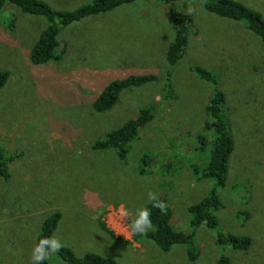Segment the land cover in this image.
Listing matches in <instances>:
<instances>
[{
	"label": "rangeland",
	"instance_id": "1",
	"mask_svg": "<svg viewBox=\"0 0 264 264\" xmlns=\"http://www.w3.org/2000/svg\"><path fill=\"white\" fill-rule=\"evenodd\" d=\"M43 1L70 10L89 0ZM200 1L134 0L59 26L55 57L40 64L30 62L28 53L44 17L9 3L0 8V69L7 71L0 86V148L10 158L9 176L0 178V264H31L40 223L52 212L59 213L53 233L77 256L91 251L118 264H218L222 256L226 264L264 260V49L242 22L208 12ZM237 1L264 17V0ZM189 4L197 11L182 59L170 68L172 92L165 96V49L173 35L169 11L186 12ZM189 65L216 76L233 139L226 180L216 189L218 228L250 238L248 249L235 250L201 225L193 234L197 255L191 261L183 244L161 251L146 236L128 234V221L119 217L122 207L134 216L151 192L164 198L172 227L187 233V206L214 184L189 166L203 165L209 155L205 105L213 91ZM145 73L156 80L123 88L106 110L92 108L109 81ZM145 106L154 108L153 116L128 142L123 158L111 148L92 147ZM49 264L66 263L54 254Z\"/></svg>",
	"mask_w": 264,
	"mask_h": 264
},
{
	"label": "trees",
	"instance_id": "2",
	"mask_svg": "<svg viewBox=\"0 0 264 264\" xmlns=\"http://www.w3.org/2000/svg\"><path fill=\"white\" fill-rule=\"evenodd\" d=\"M132 1L134 0H89L73 9L59 10L52 8L43 0H0V8L4 3H9L24 13L44 17L46 25L39 33L28 53L30 62L40 64L55 57L56 34L59 26L63 27L86 16L96 15L120 4ZM159 1L170 2L174 0ZM200 2L202 7L208 12L235 22H242L244 28L258 38L264 49V17L259 11L237 0H201ZM169 12L172 18L173 35L165 49V60L169 67L165 72V81L163 83L165 96L172 92L168 79L170 68L177 65L182 59L187 42V32L193 17V15H187L186 12L174 9ZM188 68L200 79L211 83L213 86L212 95L205 105V112L210 118L206 127L210 128L212 132L209 155L203 165L197 166V164L192 163L189 166L193 173L198 175V178L210 179L214 184L207 195L187 206L191 226L190 231L187 233L175 230L172 227L169 207L166 214H162L159 209L153 207L152 201L149 200L142 208H148L151 211V219L154 225V230H150L146 237L161 251H168L175 244H183L185 246V255L191 261L197 255L193 234L195 229L201 225L214 229L219 244L229 245L235 250L248 249L250 238L244 234L223 233L218 228L216 211L221 207V201L216 189L222 187L226 180L228 159L233 149V139L229 122L221 109L225 100L223 92L217 88L216 76L201 66L189 65ZM6 76L7 71L0 69V86ZM154 80H156V76L152 73L129 74L119 79H113L98 92L91 106L96 111L106 110L115 103L119 92L123 88L139 86ZM153 113L154 108L151 106L141 108L134 117L125 120L121 125L106 132L102 138L95 140L92 147L94 149L111 148L119 158H123L127 152L128 142L136 136L139 127L145 125L152 118ZM9 160L10 158L6 157L0 148V178L3 180H6L9 176L7 166ZM169 166L170 163H167L164 167L169 168ZM158 198L165 202L163 197L158 196ZM58 218L59 213L52 212L41 221L35 244L40 238L53 234ZM98 226L108 235H113V232L103 221H99ZM57 256L66 264H118L110 256L91 251H86L77 256L70 248L65 246ZM217 262L218 264H226L227 259L222 256L217 259ZM43 264H49V259L44 261ZM260 264H264V260Z\"/></svg>",
	"mask_w": 264,
	"mask_h": 264
},
{
	"label": "clouds",
	"instance_id": "3",
	"mask_svg": "<svg viewBox=\"0 0 264 264\" xmlns=\"http://www.w3.org/2000/svg\"><path fill=\"white\" fill-rule=\"evenodd\" d=\"M196 11L197 8L193 4H189L186 8V14L189 16L193 15ZM149 199L152 201L154 208L159 209L162 214H166L168 205L160 200L155 193L150 192ZM151 216L152 213L148 208H138L134 216H130L127 208L122 207L119 210L120 219L128 221L124 227L125 231L130 235L147 236L150 230H154ZM63 247V243L55 233L40 238L32 248L31 264H43L44 261L50 259L54 254H58Z\"/></svg>",
	"mask_w": 264,
	"mask_h": 264
}]
</instances>
